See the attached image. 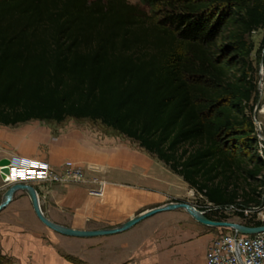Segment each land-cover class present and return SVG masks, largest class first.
<instances>
[{"label":"trees","instance_id":"obj_1","mask_svg":"<svg viewBox=\"0 0 264 264\" xmlns=\"http://www.w3.org/2000/svg\"><path fill=\"white\" fill-rule=\"evenodd\" d=\"M228 24L241 70L218 44ZM261 28L264 0H0V124L99 121L215 206L257 205L248 36Z\"/></svg>","mask_w":264,"mask_h":264},{"label":"rangeland","instance_id":"obj_2","mask_svg":"<svg viewBox=\"0 0 264 264\" xmlns=\"http://www.w3.org/2000/svg\"><path fill=\"white\" fill-rule=\"evenodd\" d=\"M128 1L132 3L139 2V0ZM232 31L233 26L230 24L223 27L218 39V44L221 48L226 47V57L235 61V66L233 69L241 70L242 60L240 56L229 47L231 46V44H233L231 37ZM263 40L264 28L255 30L250 36H248V41L253 44V52L249 60L255 70L254 74L258 83V90L252 101V105L254 106L252 116L256 124L257 136L259 139V143L257 145V150L259 151V153L261 146H263L264 144ZM86 134L92 135L94 136V138L96 137V139L99 140H107L109 142L108 145H106L107 149L123 148L125 152L122 154V157H128L130 160L133 159L134 161H136V163H138V170L136 172L139 179V186L150 188V192L155 194L156 196V200L154 202L149 201L140 208L139 212L177 200L188 201L201 210V206L205 203V197H202L195 188H192L180 175L176 174L173 170L170 169L169 166H167L163 161L159 160L155 155L150 154L145 149L140 147L136 141L119 134L111 128L104 126L99 121L69 117L63 122L49 120H31L25 123H19L17 125L5 126L0 124V159L4 157L12 159L15 156H29L43 158L52 163L53 166L59 167L65 161L74 159L72 156L60 154V150L58 151L57 149L59 148L58 145L63 143L64 141H67V137L70 139L72 136L78 137L80 141L87 138L91 139L87 137ZM33 148L37 149V151H35L36 153L29 155L27 153V150H32ZM88 150L89 154L92 150ZM254 151L256 150H253V152ZM58 154L60 158V164H54L52 162L54 160L53 158H56ZM81 164L86 166L93 165L91 163ZM105 168L106 170L104 169V171L106 174L99 171L95 173L93 171H90L87 167L89 171L86 173V175H98L102 178L107 179V181L112 182L116 178H118L121 179V184L138 183L136 180L137 177H134V179L133 177L124 176L114 177L112 174L113 171L111 172V170L113 169H110L108 167ZM125 170V167L120 166L114 168L115 172L121 173L122 175H124ZM147 177L151 178L152 182L150 185L144 184L145 180H147ZM17 182L18 181L13 182L12 180L6 183L0 175V203L4 198V194L7 188L12 183ZM27 183L33 184L39 192V196L42 198L40 185L43 186V183ZM260 185V202L257 205H250L239 201L236 205L227 207L225 212L229 216L227 220L245 223L246 219L237 213L238 208L244 207L251 209L254 208V206L261 207L258 210H255L253 213L255 217L261 218V214H259V212H261L262 209L264 210V172ZM19 200L26 202V207L23 208V210L25 211V220H18L15 215L16 209L14 208L15 205L13 202ZM43 206L45 207V204H43ZM31 210L33 211L34 208L28 193L23 190L17 191L14 195L13 200L0 212V230L9 225L18 224L16 223L18 220V222L21 221V223H23L26 227L24 230L34 229L35 231H39L37 232L38 236L41 237L42 243L44 245H55L53 243L51 235H48L50 233H53V235L67 240L56 246L58 253L61 255V258L65 259V262H67V264H101V261L106 260L110 256V254H106V252L109 253L107 249L101 248V242L103 240H106L105 238L120 235H102L89 239H83L73 236L66 237L65 235H61V233L46 226L38 218V216H36L35 213H32ZM139 212H137V214ZM217 214H219V212H217ZM133 228L136 230V237L139 238V243H141L140 247L142 249V252L144 251L145 247H147V243H149V241L147 240L156 238L157 254H159L156 257V264H192L190 262H187L184 257V253L187 252L185 246L190 240H192L193 243H196L200 236L211 233L213 235V241L218 236L233 230L230 228L210 226L200 223L195 220L185 209L182 208L159 212L143 221H140L139 223L134 225ZM146 237L147 240H143ZM87 240H90L92 244L88 245V243H83L85 241L89 242ZM3 243L6 242L0 236V255L5 257L4 259L0 260V264H34L36 262L37 257L35 254H33V252H29L28 250L25 252L27 254H22L21 258L14 257L4 250ZM115 249L118 252L121 251L120 248ZM48 264L60 263L58 262V260H56V262L53 261V263ZM194 264H200V259L197 258Z\"/></svg>","mask_w":264,"mask_h":264},{"label":"crops","instance_id":"obj_3","mask_svg":"<svg viewBox=\"0 0 264 264\" xmlns=\"http://www.w3.org/2000/svg\"><path fill=\"white\" fill-rule=\"evenodd\" d=\"M86 135L91 139L87 138L80 141L78 137L70 136V139L67 137L68 140L66 139L65 143L63 142L58 145V151L60 150V154L62 155L72 156L79 163L93 164L102 173H105V167L113 169L111 172L113 171L114 177L124 176L133 177V179L137 177L138 183L121 184V179L116 178L115 180L117 181H108L105 194L100 197L88 192V183H62L53 185L43 183V186L40 185L42 198L39 197L42 209L48 218L57 223L79 229L103 228L127 221L135 216L146 203L156 200V196L150 192V188L139 186L136 172L138 170V163L133 159L130 160L128 157L123 158L122 154L125 152L123 148L107 149L106 145L109 143L107 140H99L92 135ZM88 149L92 150L89 154ZM35 151L37 149H28L27 153L32 155L36 153ZM56 158H53L52 162L60 164L59 154ZM119 166L126 168L124 175L114 171V168ZM151 182V178L147 177L144 184L150 185ZM13 203L17 219L23 220L25 216L23 208L26 207V202L19 200ZM43 204H45V207ZM33 211L32 213H35ZM18 220L16 222L18 224L9 225L0 230V236L6 242L3 243V248L7 253L21 258L22 254H27L25 252L29 250V252H33L36 255L37 259L35 263L37 264L53 263L56 260L60 264H67L65 259L61 258L56 248L58 244L67 240L49 232L50 234L48 235H51L55 245H44L41 237L38 236L37 232L39 231H35L34 229L24 230L26 227L21 221L18 222ZM117 234L120 235L105 238L106 240H103V243L101 242V248L107 249L109 253L106 252V254H110L109 258L101 261V264H156V257L159 255L157 254L156 238L147 240L146 237L143 239L149 241V243H147V247L142 252L141 243H139V238L136 237V230L133 227ZM212 238L213 235L210 233L200 236L196 243L190 240L189 244L187 243L185 246L187 249V252L184 253L186 261L194 264L198 258L200 259V264H206V251ZM87 241L89 242L85 241L83 243L92 244L90 240ZM115 248H120L121 251L118 252Z\"/></svg>","mask_w":264,"mask_h":264},{"label":"built area","instance_id":"obj_4","mask_svg":"<svg viewBox=\"0 0 264 264\" xmlns=\"http://www.w3.org/2000/svg\"><path fill=\"white\" fill-rule=\"evenodd\" d=\"M260 153L264 158V144L260 148ZM11 160L12 173L9 175V181L40 182L47 185L88 183L87 189L90 194L97 196L105 194L108 181L98 175H86L89 170L95 173L100 172L96 166H86L75 160H67L61 166L55 167L43 158L29 156H15ZM21 173L23 175H20ZM200 195L205 197L201 193ZM205 200L204 205H202L203 209H201L205 214L216 211L219 213L226 212V208L229 207L215 206L206 198ZM259 208L261 207L254 206L251 209L239 207L238 211L243 212L245 218L252 219L253 222L260 220L264 224L263 209L259 212L261 218H257L253 214ZM206 264H264V231L245 234L232 230L218 236L210 243L206 251Z\"/></svg>","mask_w":264,"mask_h":264},{"label":"water","instance_id":"obj_5","mask_svg":"<svg viewBox=\"0 0 264 264\" xmlns=\"http://www.w3.org/2000/svg\"><path fill=\"white\" fill-rule=\"evenodd\" d=\"M11 163L12 160L7 157L0 159V175L6 183L10 180L9 175L12 173V169L10 167ZM19 190H23L28 193L36 215L46 226L67 236L92 238L102 235L117 234L129 230L140 221L150 216H153L159 212L170 211L179 208L185 209L195 220L205 225L230 228L245 234H255L264 231V224L258 226H251L241 222H235L230 220L211 219L205 214L204 211L198 209L188 201H171L160 206H155L146 209L131 217L127 221L115 226L96 229L74 228L68 225L57 223L48 218L42 209L40 197L36 187L33 184L27 182L12 183L7 188L4 194V198L0 203V212L13 200L15 193Z\"/></svg>","mask_w":264,"mask_h":264},{"label":"snow or ice","instance_id":"obj_6","mask_svg":"<svg viewBox=\"0 0 264 264\" xmlns=\"http://www.w3.org/2000/svg\"><path fill=\"white\" fill-rule=\"evenodd\" d=\"M20 175H23V173H21Z\"/></svg>","mask_w":264,"mask_h":264},{"label":"bare ground","instance_id":"obj_7","mask_svg":"<svg viewBox=\"0 0 264 264\" xmlns=\"http://www.w3.org/2000/svg\"><path fill=\"white\" fill-rule=\"evenodd\" d=\"M1 168V167H0Z\"/></svg>","mask_w":264,"mask_h":264}]
</instances>
